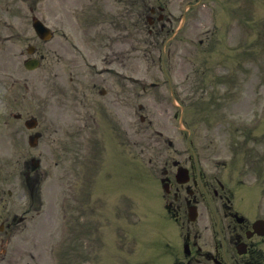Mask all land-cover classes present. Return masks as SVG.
Returning <instances> with one entry per match:
<instances>
[{
    "label": "rangeland",
    "instance_id": "obj_1",
    "mask_svg": "<svg viewBox=\"0 0 264 264\" xmlns=\"http://www.w3.org/2000/svg\"><path fill=\"white\" fill-rule=\"evenodd\" d=\"M240 1L241 3L239 0L238 2L237 0L233 2L206 0L208 7L201 6L199 12L194 13L199 23L193 24L191 31L193 42L189 46L185 44V54L178 55L182 56L183 60L174 65L177 72L187 75L194 69L196 57L204 58L206 65L204 114H201L202 120L193 129L195 131L193 140L194 144L204 150L209 159L215 162L220 159L223 152L226 155H233L231 142L234 140L239 142L240 138L249 141V135L251 136L249 142L253 146L252 153L257 154V159L264 155V0ZM222 2L229 13L237 8L236 20H233V16L228 15V17L225 14L226 7L222 6ZM213 32L214 35L211 37ZM201 39L209 41V44L206 43L199 50L203 52L199 53L198 43ZM193 48L197 50L192 54ZM21 49H24V46L17 45V52ZM186 57L190 58L187 62ZM21 59L18 57L16 62L18 73L23 70L20 66ZM158 67L157 64L149 65L145 59L140 72L145 75L153 74L159 72ZM225 74L227 80L223 79ZM42 76V70L31 74L32 88L37 90L42 88ZM146 78L150 82L155 76L151 79ZM221 79L226 85H219ZM192 89L195 98L194 96L200 93H194V86ZM222 95H224L222 98H217ZM145 104L150 106L144 113L148 121L164 122L166 117V121L169 122L171 118L170 135L172 138L177 136L179 140L181 133L173 121V110L168 113L157 111L151 100ZM192 115L195 116L194 112ZM147 125V123L141 124L138 112L130 113V130H137ZM155 128L162 129L158 124ZM152 131L150 130L149 136L155 139L156 136H153ZM140 140L139 137L130 138L126 157L129 160L117 158L111 153L108 155L105 169L109 183L103 184V179L98 181L99 187L92 193L91 213L89 189L80 186L81 181L67 182L68 179L73 180V177L66 176L65 181L59 179L64 173L63 165L62 162L56 165L61 158L57 145L54 148L52 146L47 158L50 176L43 185L41 214L35 215L30 220L25 231L30 235L27 239L24 236L25 240L22 239V242H16V244L20 242L16 251L25 248L28 254H34L32 264H160L153 256L160 252L158 250L165 248L177 231L174 226L169 225L170 222L162 220L158 197L152 194L151 187L147 186L151 185L152 180L144 179L140 170L144 169L142 166L150 157L149 154L154 153V141H150L147 134L144 140ZM136 141L137 144H134ZM157 145L159 147V144ZM181 145H184L183 141ZM224 145L227 147L226 150H223ZM142 148L145 154H142ZM2 152L7 153L6 149ZM239 152L241 151H236ZM0 164L1 189L5 192L12 190L14 192L12 200H17V187L12 185V182L5 181L8 180L10 172H12L11 177L15 176L16 172L13 170L17 168L13 167L14 161L4 158L0 160ZM65 168L66 171L76 168L72 158L68 159ZM79 178L82 180L81 177ZM114 179L117 180V186L113 183ZM21 185L28 189L25 182ZM104 185L106 188H103ZM143 186L144 189L141 190ZM124 211L126 215L122 218ZM91 227H97V235L101 239L96 240V246L94 241L89 240L88 232ZM162 228L165 230L162 231ZM85 232L87 235L84 234ZM82 234L84 235L81 236ZM78 246L82 248L80 263L75 261L68 263V260L56 257L64 251L63 248L67 253H72V250L76 253ZM14 248L15 246L12 250Z\"/></svg>",
    "mask_w": 264,
    "mask_h": 264
},
{
    "label": "flooded vegetation",
    "instance_id": "obj_2",
    "mask_svg": "<svg viewBox=\"0 0 264 264\" xmlns=\"http://www.w3.org/2000/svg\"><path fill=\"white\" fill-rule=\"evenodd\" d=\"M42 1V12L45 15L48 11V0ZM70 2H73L75 6L76 20L72 27L67 28H72L75 33V48L93 50L92 54L95 58L99 55L109 65L114 62L125 65L121 57L124 53L119 49L127 44V34L124 33L128 32L130 22L140 27V24L147 20L148 26L161 34L170 32L176 19L165 14L168 6L166 3L163 4V0L157 2V8L160 11L151 7L150 1L147 0H61L62 6ZM130 4L132 7L138 6L135 13L129 12ZM147 9L153 14L145 16ZM30 10L33 11L32 8ZM5 11L9 15H16L9 6ZM5 26L15 28L13 25ZM113 48L116 49L115 60L110 57ZM79 54H81L80 50ZM113 76L119 81L115 84V88L112 83ZM89 80L97 92V95L89 100L90 106L104 113L112 106L120 110L127 107L128 85L123 82L126 80L123 73H92ZM77 99L80 103L87 101L80 96ZM44 105L47 109V99L44 100ZM44 133L47 134V127ZM120 135L123 136L122 124ZM173 166L166 173V182L172 191L169 194L173 195V202L177 204L174 209L175 218H180L179 202L182 200L184 190L191 196L190 199H184L187 204H196L198 207L204 204V246L198 245L196 235L192 242L188 235L186 264L200 263V258H204V264H264V227L256 223L264 218L256 214L251 195L245 192L236 193L225 186L219 178H215L217 182L215 184L209 176L204 174L203 168L193 160H191V171L194 172L192 186L195 190L189 186H179L173 180L176 176ZM171 206L169 202L168 208Z\"/></svg>",
    "mask_w": 264,
    "mask_h": 264
}]
</instances>
